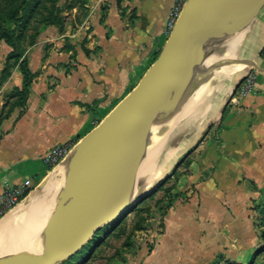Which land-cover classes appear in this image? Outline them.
<instances>
[{"label":"crops","instance_id":"obj_1","mask_svg":"<svg viewBox=\"0 0 264 264\" xmlns=\"http://www.w3.org/2000/svg\"><path fill=\"white\" fill-rule=\"evenodd\" d=\"M176 1L123 0L120 7L118 0H90L88 26L84 22L70 35L74 58L59 44L48 56L38 45L31 49L29 67L36 78L26 110L21 115L15 108L0 122V194L7 183L21 185L27 179L37 190L52 174L45 163L48 153L87 136L138 84L166 42L165 27ZM121 8L132 12L134 20H124ZM261 21L247 47L257 43L256 55L264 37ZM79 35L88 41L78 44L74 38ZM11 51L0 43V118L8 95L23 84L17 67L1 81ZM256 55L254 89L227 98L219 121L210 123L192 171L180 179V185L194 188L191 198L174 203L165 231L135 264H214L218 251L231 264H247L250 242L256 239L250 232L251 206L264 201V59ZM63 61L72 62L69 71L58 65ZM93 103L97 107L88 109ZM24 201L0 219V252L16 241L13 231L20 235L34 223L37 205L17 222L3 225Z\"/></svg>","mask_w":264,"mask_h":264},{"label":"water","instance_id":"obj_2","mask_svg":"<svg viewBox=\"0 0 264 264\" xmlns=\"http://www.w3.org/2000/svg\"><path fill=\"white\" fill-rule=\"evenodd\" d=\"M263 3L187 0L155 61L109 114L108 119L116 117L112 141L80 199L28 248L17 249L15 244L7 248L0 264H61L142 200L169 132L179 71L210 53L226 67L232 66L216 46L248 28ZM242 82L235 85L231 97Z\"/></svg>","mask_w":264,"mask_h":264},{"label":"rangeland","instance_id":"obj_3","mask_svg":"<svg viewBox=\"0 0 264 264\" xmlns=\"http://www.w3.org/2000/svg\"><path fill=\"white\" fill-rule=\"evenodd\" d=\"M92 9L90 0H87V2H85V0H0V15L2 17V25H4V28L14 27L11 23H5V20L10 13L15 10L20 13H18L19 15L25 13L28 16H34L32 22L20 27L16 32L18 46L25 50L28 62L29 54L31 53L30 51L36 45L42 47L44 51L43 54L48 56V54L54 50L56 51L57 48L55 47L59 44L61 45L60 49L70 55L69 58H74V46L71 43L72 39L70 35L78 30L84 22L86 25L88 24L87 20ZM121 10L122 18L124 20H134L132 12L126 14L125 9L121 8ZM50 13H52L53 18H56L55 21H59L57 25L44 23V19H48ZM258 13L259 14H257L254 19L253 26L251 25L252 30L245 36L247 43L249 42L250 34L258 28V21L261 18H264V3ZM100 22L102 24L105 23L104 14L101 16ZM261 24L263 25L262 36H264V22L261 21ZM74 40L82 45L88 41V38L79 35L76 36ZM0 43H4V41H0ZM252 47L254 48V55L252 54V60L254 62L257 43ZM252 47L249 48V53ZM210 54L215 56L212 53ZM155 55L156 54H154V56ZM256 56V60H260V58L264 59V37L258 46ZM215 58L217 57L215 56ZM217 60L218 63L221 62L219 64H223V66L226 67L220 59L217 58ZM61 63L62 64L59 63L58 65L64 66L68 71L71 69L72 62L69 63L68 61H63ZM194 64H197V62ZM256 73V65H253L250 67L247 74L240 77L234 84H230L227 81H217L210 84L207 88L210 92L211 102L214 103L217 101L215 104L219 103L218 107L220 108L219 111H221L227 98L231 96L235 85L241 79H243V82L240 84L231 99L242 94L241 88L246 85L249 79H252L255 86L257 78ZM199 78L200 75L198 74L180 75L178 77L175 83V96L172 105L173 125L176 124L177 116L181 112L182 107L189 102L193 96H195L194 93L196 90L194 88ZM221 85L226 86L224 100L220 97L222 95L220 93ZM254 86L252 90L254 89ZM220 98L221 100L219 102ZM97 105L98 103H93L91 108H95ZM109 114L98 119L95 127L90 133L106 121L109 118ZM219 119L220 116L216 120L202 123L197 130L181 128V130L174 132V135L172 134L169 144L178 148V151L166 164L165 172L160 179V182L155 188L148 191L144 198L132 206L128 212L123 214L112 224L100 229L93 239L83 248V259H81L78 264H135L141 260L142 255H146L152 250L159 235L165 231V219L169 210L174 206V203L177 201L187 202L191 198L194 188L191 187V185H180V179L192 171L193 160L198 155L199 147L210 135V131L207 132L208 126L210 123H217ZM84 138H86V136L80 140L70 142L71 151ZM61 166L62 163L57 166L55 170L50 169L52 171L50 176L58 174L57 172H60ZM72 173H76V171L74 170ZM68 176L69 174H67L65 178L62 176V178L55 182L50 181L49 183L48 180H51L50 177L44 182V184L39 186L37 190L34 188L30 195H35V197L40 200L46 196L45 199L49 200L48 204L53 206L52 202L56 196L55 193L59 194L64 191L67 182L69 181ZM48 185H50V187ZM40 207L34 211L33 222L37 221L39 223H44L45 220H48L47 224H50L54 220H57L58 222L61 220L57 216L54 217L55 210L57 209L56 206L50 207L45 213ZM251 207L250 232L252 235L255 233L256 239L254 242H250V248H252L253 251L249 255L247 264H264V207L262 206V200L258 203L256 202L252 204ZM47 224L41 231L46 229ZM13 233L12 237L19 238L18 231H13ZM219 246L220 245H218V247ZM216 258L217 260L214 264H231L222 257L220 251L217 252ZM210 264L213 263L210 262Z\"/></svg>","mask_w":264,"mask_h":264},{"label":"bare ground","instance_id":"obj_4","mask_svg":"<svg viewBox=\"0 0 264 264\" xmlns=\"http://www.w3.org/2000/svg\"><path fill=\"white\" fill-rule=\"evenodd\" d=\"M253 24L254 21L251 25L253 26ZM251 25L248 28L230 36L225 42L219 43L216 46L223 52L224 57L230 61L232 66L225 67L223 64H219L221 62H217L218 57L216 55L215 56L217 58L211 54H207L200 59L199 63L190 64L179 71L180 75L198 74L200 75V78L195 84V96H193L192 99L182 107L181 112L177 116L176 124L173 125L172 119L170 121L169 132L162 155L158 160L159 162L152 170L148 180V191L157 186L160 179L163 177L166 164L178 151V148L169 144L172 134L181 130V128L197 130L202 123L216 120L218 118V115L220 114V108L218 107L219 103L215 104L217 101L214 103L211 102L210 92L207 87L217 81H227L230 84H234L240 77L247 74L251 66L255 65L252 60L254 48L252 47L249 53V48L247 49L248 43L245 40L246 34L252 30ZM220 90V93L222 94L220 97L224 100L226 86L221 85ZM221 98L219 99V102ZM115 123L116 117L104 121L90 136L76 145L74 149L69 152L70 154L68 153L69 155L67 154L68 157L66 156L61 162L62 166L60 172H57L58 174H54V176H50L51 178L49 177L51 180H48V182L50 183V181L55 182L56 180L62 178V176L65 178L67 174H69V181L67 182L64 191L59 194L55 193L56 196L52 202L53 206L48 204L49 200L45 199L46 196L40 200L36 198L35 195H32L24 201L21 206H19L17 210L18 213H13L5 220L6 223H3V225H6L7 223L10 225L11 223L17 222L22 217L26 216L27 211L35 208L36 205L41 206L40 208L44 211V213L47 212L46 210L50 209V207L56 206L57 209L55 210L54 217L57 216L59 219H64V217L80 199L96 172L108 146L112 141ZM76 168L79 169L77 170ZM74 170L76 173H72ZM48 186L50 187V185ZM47 221L45 220L44 223L34 221L29 228L19 235V238H16V241L10 242L3 250H1L0 257L2 256L1 254L4 253L7 248H11L13 244L17 246V249L28 248L45 227ZM49 225L51 226L52 222L47 224L48 227H50Z\"/></svg>","mask_w":264,"mask_h":264},{"label":"trees","instance_id":"obj_5","mask_svg":"<svg viewBox=\"0 0 264 264\" xmlns=\"http://www.w3.org/2000/svg\"><path fill=\"white\" fill-rule=\"evenodd\" d=\"M87 2V0H85ZM122 0L118 1V4L121 6ZM19 12L17 10L10 13V15L6 18L5 23H11L14 27L11 28H4V25H2V17L0 15V41H4L5 44H7L12 51L9 53L7 57V63L4 71L2 72L1 81L4 82L7 80L12 70L16 67L19 68L20 72L23 75V84L21 88H15L9 95L7 102L3 108L2 116L0 118V122L3 119H6L9 117V115L12 113V111L15 108L21 109V115L25 112L27 107V101L30 94V89L32 87V84L36 78V74L33 73L29 67L28 58L25 55V50L21 49L18 46V37L16 35L17 29H19L22 26H25L27 23L32 22L34 19V16L30 17L26 15L25 13H22V15L18 14ZM56 18L52 17V13H50V17L47 19H44V23H48L49 25H57L59 22L58 20L55 21ZM152 59V63L157 58V53ZM88 109H91L90 106H87ZM262 206L264 207V201H262ZM264 247V246H263ZM83 249L79 251L76 255H74L69 260L61 263V264H78L81 259H83Z\"/></svg>","mask_w":264,"mask_h":264},{"label":"built area","instance_id":"obj_6","mask_svg":"<svg viewBox=\"0 0 264 264\" xmlns=\"http://www.w3.org/2000/svg\"><path fill=\"white\" fill-rule=\"evenodd\" d=\"M187 0H177L171 9L168 17L165 34L167 38L172 32ZM254 86L252 79L241 89V95L250 92ZM71 151V143H64L52 149L45 157V163L50 169L58 166ZM33 188L30 179L25 180L21 185L7 183L0 194V219L12 212L31 192Z\"/></svg>","mask_w":264,"mask_h":264}]
</instances>
